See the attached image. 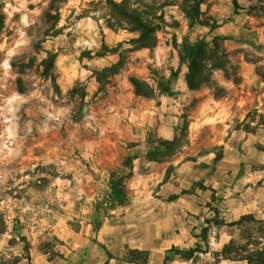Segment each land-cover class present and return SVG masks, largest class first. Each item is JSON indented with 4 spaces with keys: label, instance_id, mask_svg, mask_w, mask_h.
<instances>
[{
    "label": "rangeland",
    "instance_id": "rangeland-1",
    "mask_svg": "<svg viewBox=\"0 0 264 264\" xmlns=\"http://www.w3.org/2000/svg\"><path fill=\"white\" fill-rule=\"evenodd\" d=\"M181 4L143 0L138 5L156 14L158 44L126 54L123 69L101 85L98 72L120 59L115 48L120 43L123 49L132 48L130 40L139 37L138 32L108 26L112 13L107 0H0V264H32L36 250L51 256L67 252L61 245L70 247L67 240L89 219L100 229L113 211L108 199L111 174L123 177L124 191H131L134 160L129 163L140 153L122 149L136 142L128 139L130 134L142 135L145 127L135 124L138 114H154L160 97L177 95L175 84L181 73L186 81L189 71L186 40L222 37L212 35L208 26L218 21L227 26L221 30L226 39L218 40L211 64L228 60L224 65L229 76L206 61L203 76L209 80L197 89L187 86L191 92L205 89L217 102L229 93L223 80H245L254 103L244 118L224 120L220 105L213 102L202 116L211 123L197 134L190 109L198 100L193 99L182 113L175 144L161 146L167 148L166 159L198 143L203 145L200 155L213 151L219 159L227 157L215 175L221 194L211 197L202 213L206 220H215L210 245L202 243L203 251L190 264H218L216 253L224 245L216 241L220 235L250 243V248L264 245L258 232L264 226V0H237V11L234 0H205L199 20L206 24L193 27ZM183 21L187 35L178 43L176 32ZM50 55H55L54 80L45 75ZM132 76L147 81L154 96L137 95ZM172 79L174 94L159 89L161 82ZM248 122L251 132L245 129ZM147 140H160L156 129L148 131ZM141 167L148 170L146 163ZM173 170L170 165L168 172ZM243 215L254 219L232 227L216 224ZM128 216L130 226L156 220L147 214Z\"/></svg>",
    "mask_w": 264,
    "mask_h": 264
},
{
    "label": "crops",
    "instance_id": "crops-1",
    "mask_svg": "<svg viewBox=\"0 0 264 264\" xmlns=\"http://www.w3.org/2000/svg\"><path fill=\"white\" fill-rule=\"evenodd\" d=\"M220 15L218 13L216 17ZM218 24L219 27L212 31V35L217 33L216 35L225 36L222 31L227 26H223L220 21ZM185 28L183 21L182 30L176 32L178 43L186 38ZM222 83L229 93L215 102L213 96L207 94L205 89L191 92L185 81V74L181 73L175 84L177 95L160 97L155 110L152 111L154 114H138L135 124L145 127L142 135L130 134L128 139L136 142L122 149L124 153H140L134 159L133 176L128 180V187L131 189L128 193V204L113 209L110 217L102 219V225L97 232L92 226V219H89L87 226L81 227L67 240L70 247L61 245L67 252L60 250V254L51 256V253H38L36 250V253L32 254V264H142L126 260L130 250L147 252L148 260L144 264H164L166 255L171 256L170 264H190L192 259L185 260L170 250L173 247L188 250L204 243L201 238L202 229L209 226L208 223L204 224L206 218L202 216L204 205L211 202V197L221 194L217 191L219 187L215 182V175L227 157L217 160L213 151L200 155L203 145L198 143L191 144L170 158L151 160L147 158L146 153L161 146L147 140L148 131L156 129L159 139L172 141L177 133L176 128L182 121V113L193 99L198 100L196 107L190 109V114L197 120L194 122L198 125L197 134L201 133L204 125L211 123L204 121L202 116L207 106L213 107V102L220 105L219 114H224V120L234 116L244 118L247 108L254 103L252 88L247 86L245 80L239 84L225 80ZM148 106L152 110V104ZM226 130L224 126L221 128L222 132ZM190 155H195L196 158L188 159ZM109 157L114 160L113 156ZM145 163L148 167L146 172L142 171L141 167ZM170 165L174 166V170L168 176ZM109 181L110 179L108 183ZM145 214L154 216V224L147 226L144 222H135L134 226H130L128 215ZM214 227L211 226L209 231H213ZM231 239V236L226 238L224 235L216 237V241L224 245ZM100 244L107 247L113 258L108 256ZM227 261L236 262L220 258L219 264H226Z\"/></svg>",
    "mask_w": 264,
    "mask_h": 264
},
{
    "label": "trees",
    "instance_id": "trees-1",
    "mask_svg": "<svg viewBox=\"0 0 264 264\" xmlns=\"http://www.w3.org/2000/svg\"><path fill=\"white\" fill-rule=\"evenodd\" d=\"M123 0L118 2L116 0H107L108 5L111 10V17L108 18L107 24L110 28L114 30L119 29H126L132 32H138L139 37L130 40V43L133 45L132 48L123 49V44L115 48L114 53L119 52L120 59L112 64L109 67L104 68L100 73L98 72V81L101 85H103L106 80L114 75H116L126 64V54L133 52L135 50H140L143 48H154L158 44L157 38V25L155 23L156 14L147 11L148 6L146 8L138 7L139 4H142L143 0ZM205 0H182L181 7L186 13V16L192 21L190 26H194L195 23L204 24L199 20V16L202 14L201 12V4L204 3ZM235 11H237L238 4L237 0H234ZM206 24V23H205ZM210 30L213 31L219 25L213 24L210 25ZM224 40L225 37L216 36L212 42H208L205 38H200L195 41H191L189 39L185 42V58L190 60L188 69L189 71L186 74V82L190 89H197L202 84L208 81V77L203 76V72L206 67V61L210 62L211 69L218 68L223 69L227 74V70L225 69V63H229L228 60L223 62H215L211 64V60L216 57V50L219 49L220 44L218 40ZM227 54L226 51L223 50L222 59L226 58ZM54 67H55V55H50L49 58L46 60V67H45V75L50 77L54 80ZM228 75V74H227ZM229 76V75H228ZM131 82L135 86V91L137 95L153 97L155 94L154 88L145 80H142L136 76H132L130 78ZM236 82L239 80L236 79ZM173 79L167 80L164 84L161 82L159 84V89L164 91L166 94L172 95L173 92ZM246 131L251 132L250 122L246 124ZM177 132V128H176ZM177 135V134H176ZM177 137V136H176ZM178 138V137H177ZM175 140L172 141H165V140H158L157 142L151 141L152 143H157L160 146L163 145H170L175 144ZM167 153V148L157 147L154 150H149L146 155L151 160H161L164 158L165 154ZM219 157H216L219 160ZM136 158L131 157V161L129 165L133 164V160ZM132 173V171H131ZM169 176V172H167ZM124 182L123 177H117L115 173H112L110 176L109 187L112 190L110 196H108L109 201L111 202V208L115 209L116 207L123 205L126 201L129 200L127 191H124ZM254 219L253 216L243 215L240 220L234 222H226L221 221L217 222L216 224L219 226H238L242 224L245 220H252ZM214 219H207L206 222L209 226H206L202 229L201 238L204 244L209 247L210 240H209V229L211 224L214 222ZM261 223L264 225V221L261 220ZM101 224V223H100ZM95 232L99 230V227L94 226ZM258 232L260 233V237L264 235V226L259 228ZM96 241V240H95ZM250 243L246 244H239L236 239H231L227 244L223 245L222 250L216 253V261H220V258L225 260H232V261H242L245 264H264V245L259 246L261 243L257 244V248H250ZM202 244H197L196 247L190 248L188 250H181L179 248L173 247L170 251L176 254L181 255L182 258L185 260H191L195 257L197 252L203 251L201 250ZM102 248H104L110 258H113L112 253L107 249V247L103 244H100ZM138 255H143V258L137 257ZM126 260L130 262H140L142 264L146 263L148 260V253L145 251L140 250H130L128 252V256ZM171 256L166 255L164 264H170ZM105 264H108L106 262Z\"/></svg>",
    "mask_w": 264,
    "mask_h": 264
}]
</instances>
